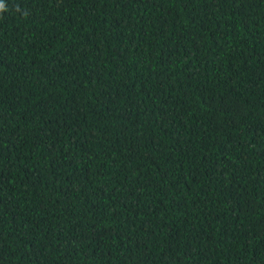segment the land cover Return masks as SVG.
Masks as SVG:
<instances>
[{
  "label": "trees",
  "instance_id": "trees-1",
  "mask_svg": "<svg viewBox=\"0 0 264 264\" xmlns=\"http://www.w3.org/2000/svg\"><path fill=\"white\" fill-rule=\"evenodd\" d=\"M0 3V264H264V0Z\"/></svg>",
  "mask_w": 264,
  "mask_h": 264
},
{
  "label": "clouds",
  "instance_id": "clouds-1",
  "mask_svg": "<svg viewBox=\"0 0 264 264\" xmlns=\"http://www.w3.org/2000/svg\"><path fill=\"white\" fill-rule=\"evenodd\" d=\"M4 4L3 3H0V11H3L4 10Z\"/></svg>",
  "mask_w": 264,
  "mask_h": 264
}]
</instances>
